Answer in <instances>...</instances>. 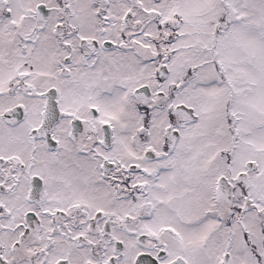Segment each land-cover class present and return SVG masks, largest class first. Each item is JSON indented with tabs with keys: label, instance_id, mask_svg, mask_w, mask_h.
Listing matches in <instances>:
<instances>
[{
	"label": "snow or ice",
	"instance_id": "snow-or-ice-1",
	"mask_svg": "<svg viewBox=\"0 0 264 264\" xmlns=\"http://www.w3.org/2000/svg\"><path fill=\"white\" fill-rule=\"evenodd\" d=\"M0 264H264V0H0Z\"/></svg>",
	"mask_w": 264,
	"mask_h": 264
}]
</instances>
